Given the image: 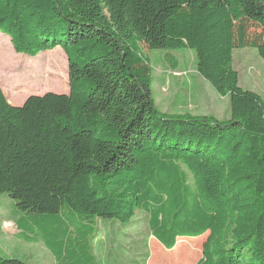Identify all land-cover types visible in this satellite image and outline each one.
<instances>
[{
    "label": "trees",
    "instance_id": "1",
    "mask_svg": "<svg viewBox=\"0 0 264 264\" xmlns=\"http://www.w3.org/2000/svg\"><path fill=\"white\" fill-rule=\"evenodd\" d=\"M250 24L264 31V0H0L16 54L67 58V94L15 107L0 88V196L24 234L40 232L57 264H98L96 219L139 211L167 250L207 234L196 264H264V100L232 66L236 49L264 61ZM141 46L193 51L229 120L161 113Z\"/></svg>",
    "mask_w": 264,
    "mask_h": 264
},
{
    "label": "rangeland",
    "instance_id": "2",
    "mask_svg": "<svg viewBox=\"0 0 264 264\" xmlns=\"http://www.w3.org/2000/svg\"><path fill=\"white\" fill-rule=\"evenodd\" d=\"M249 37L264 41V31L250 24ZM141 51L150 62L152 96L161 113L229 120V97L219 96L197 74L193 51L148 50L144 46H141ZM232 57L239 87L264 100V61L257 51L253 48L236 49ZM0 88L12 105L22 104L30 96L67 94V58L59 47L35 57L16 54L9 38L0 32ZM15 205L7 195L0 196V257L24 264H36L34 262L38 261L51 264L44 243L38 238L41 237L40 232L32 237L24 234L18 237L15 233L18 231L17 220L24 216ZM96 220L98 228L89 241L98 264H196L202 256V245L207 237L206 234L199 238H181L173 249L167 250L151 236L149 218L142 212L137 211L127 224ZM179 241L184 242L179 247L185 249L178 259L174 251L178 250Z\"/></svg>",
    "mask_w": 264,
    "mask_h": 264
},
{
    "label": "crops",
    "instance_id": "3",
    "mask_svg": "<svg viewBox=\"0 0 264 264\" xmlns=\"http://www.w3.org/2000/svg\"><path fill=\"white\" fill-rule=\"evenodd\" d=\"M25 102V101H24ZM9 104H11V103H9ZM23 104V103H22ZM22 104H19V105H13V106H21ZM12 105V104H11ZM23 217V216H22ZM22 217H20V218H22ZM19 218V219H20ZM18 219V220H19ZM18 220H17V228H18V231H16L15 233H17L18 234V237L21 235V234H24V232L22 231V229L20 228V226H19V224H18ZM50 225H53V224H51L50 223ZM53 228L54 229H56L57 227H56V225H54L53 226ZM97 224L95 223V225H94V229H95V231H94V236H95V234H96V231H97ZM25 235V234H24ZM93 236V237H94ZM29 237H32V235L31 236H29ZM92 237V238H93ZM14 239V238H13ZM13 239H10L9 241H13ZM36 243V242H35ZM44 249L47 251V253L49 254V257L51 258V264H57V261H56V259H55V257L53 256V254L50 252V250L44 245ZM91 253H92V255H94L95 256V254H94V252H93V250H92V246H91ZM97 259V258H96ZM34 263H36V264H41L39 261L38 262H34Z\"/></svg>",
    "mask_w": 264,
    "mask_h": 264
}]
</instances>
